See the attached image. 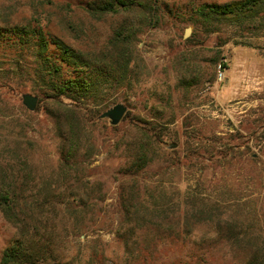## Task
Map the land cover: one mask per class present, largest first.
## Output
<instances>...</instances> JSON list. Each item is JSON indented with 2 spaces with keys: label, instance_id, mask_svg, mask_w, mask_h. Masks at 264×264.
I'll return each mask as SVG.
<instances>
[{
  "label": "rangeland",
  "instance_id": "obj_1",
  "mask_svg": "<svg viewBox=\"0 0 264 264\" xmlns=\"http://www.w3.org/2000/svg\"><path fill=\"white\" fill-rule=\"evenodd\" d=\"M90 1L0 0V21L20 23L34 16L74 48L100 54L123 17L93 19L82 7ZM162 1V22L138 33L131 49L130 83L109 90L105 105L89 125L93 126L89 141L83 143L93 146V155L85 158L82 151L78 156L82 182L77 186L89 191L85 224L80 231L70 224L63 231L64 214L56 218L64 252L75 257L77 264L87 262L96 250V264H176L185 258L184 247L167 246L156 262L128 261L120 238L126 228L118 233L125 218L121 203L122 196L134 194L136 188L160 203L163 198L173 200L176 211L170 219L174 221L159 230H187L194 238L204 236L203 248L211 264L244 262L238 248L233 251L224 239L227 221L248 227V247L264 249V14L255 23L214 20L202 25L195 13L198 6L238 0ZM68 5L71 11H66ZM187 29L191 34L186 38ZM21 71L11 74V85L0 90V163L18 167L19 161H25L33 173V184L41 188L54 184L64 190L67 182L58 177V124L56 115L50 114L56 112L52 106L56 103L39 94L41 84L32 69ZM62 71L66 79L74 77L68 67ZM24 94L38 97L35 111L23 105ZM117 104L127 108L119 125L99 118ZM137 124L157 128L162 154L139 175H125L140 143ZM195 151L202 156H192ZM170 154L174 155L171 160ZM191 196L205 199L209 207L218 204L223 208L221 229L217 218L211 222L208 216L209 221L192 222L188 229L183 224L174 226L184 218V200ZM153 230L138 229L134 239ZM16 236L17 230L0 211V258Z\"/></svg>",
  "mask_w": 264,
  "mask_h": 264
},
{
  "label": "trees",
  "instance_id": "obj_2",
  "mask_svg": "<svg viewBox=\"0 0 264 264\" xmlns=\"http://www.w3.org/2000/svg\"><path fill=\"white\" fill-rule=\"evenodd\" d=\"M82 7L93 19L107 15L123 17L113 28L112 37L100 54L74 48L46 30L34 16L20 23L4 18L0 21V90L11 85L13 81L9 76L15 71L20 72L24 68L34 71L41 84L39 94L56 103L52 104L56 112L51 111L50 114L56 115L57 137L61 141L58 177L67 182L64 190L54 184L41 188L33 184V173L25 161H19L18 167L0 163V211L17 230L16 239L3 252L0 264H77L75 257L64 252V239L58 232L56 218L59 213L64 214L66 222H62L63 231L70 229L68 224L74 231H80L84 226L86 211L90 207L89 191L83 185L77 186L82 182L77 166L80 152L84 151L85 158L91 157L94 152L93 146L84 145L89 141L87 135L93 127L89 125L99 115V108L105 105L109 90L130 83L133 77L130 70L133 62L131 49L135 39L141 31L160 24L165 10L162 0H93ZM71 10L68 5L66 11ZM195 13L203 20L202 25L214 20L255 23L263 19L264 0L202 4L195 9ZM64 66L72 70L74 77L65 78ZM90 100L93 104H88ZM136 128L140 143H136L131 167L125 175H139L155 157L162 154L157 128L146 129L138 124ZM169 156L171 160L174 155ZM192 156L199 158L202 155L195 151ZM134 192L130 196H122L125 218L118 231L126 228L120 238L129 262H156L165 247L182 246L185 258L176 264H211L210 254L203 248L204 236L194 238L187 230L182 233L159 230L174 221L170 219L176 211V206L171 204L172 199L163 198L160 203L137 188ZM184 206V218L175 227L183 224V228L188 229L195 223L209 221L205 218L208 216L211 222L217 218L216 225L221 229L220 219L224 210L218 204L209 207L205 199L191 196L185 198ZM240 223L227 221L228 231L224 239L233 251L240 249L236 250L238 255H243V264H264V249L248 247L251 243L246 231L248 227ZM174 226L169 227L172 230ZM142 228L154 230L134 239L136 230ZM65 236H68L67 232ZM97 251L84 264H96Z\"/></svg>",
  "mask_w": 264,
  "mask_h": 264
},
{
  "label": "water",
  "instance_id": "obj_3",
  "mask_svg": "<svg viewBox=\"0 0 264 264\" xmlns=\"http://www.w3.org/2000/svg\"><path fill=\"white\" fill-rule=\"evenodd\" d=\"M191 30L187 29L185 37H189ZM23 105L31 112L35 111L38 105V97L31 94H24L22 96ZM127 108L123 104H117L112 108L103 112L99 118L108 119L112 126H117L122 121L126 114ZM174 147V146H173Z\"/></svg>",
  "mask_w": 264,
  "mask_h": 264
},
{
  "label": "built area",
  "instance_id": "obj_4",
  "mask_svg": "<svg viewBox=\"0 0 264 264\" xmlns=\"http://www.w3.org/2000/svg\"><path fill=\"white\" fill-rule=\"evenodd\" d=\"M220 76H222V73H220Z\"/></svg>",
  "mask_w": 264,
  "mask_h": 264
}]
</instances>
